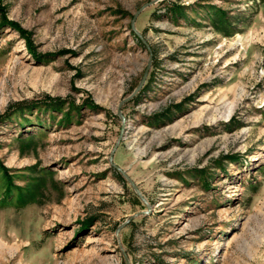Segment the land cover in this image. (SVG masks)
<instances>
[{"label":"rangeland","instance_id":"1","mask_svg":"<svg viewBox=\"0 0 264 264\" xmlns=\"http://www.w3.org/2000/svg\"><path fill=\"white\" fill-rule=\"evenodd\" d=\"M152 1L0 0V264H264V0Z\"/></svg>","mask_w":264,"mask_h":264},{"label":"water","instance_id":"2","mask_svg":"<svg viewBox=\"0 0 264 264\" xmlns=\"http://www.w3.org/2000/svg\"><path fill=\"white\" fill-rule=\"evenodd\" d=\"M155 1H157V0H153V1L150 2L149 4H151V3L155 2ZM146 6H147V5L143 6L142 8H144V7H146ZM142 8H140V9H142ZM133 18H134V17H133ZM133 18H132L131 23H130V28H131L132 31H134V30H133V27H132ZM136 35H137V34H136ZM145 47H146V46H145ZM149 64H150V55H149V58H148V61H147L146 67H145V69H144V71H143V73H142V76H141V78H140V80H139L137 86L135 87V89L132 91V93H131L128 97H126L125 99H123L122 101H120V102L118 103V105H117V108H116V112H115V113H116L117 117L119 118L121 124H120V129H119V133H118V136H117V139H116L115 145H114V147L112 148V151H111V153H110V155H109V157H108V163H109L110 167H112L116 172H118V173H119V174L125 179V181L128 183V185H129V186L131 187V189L133 190V192H134V194L136 195V197H137L142 203H144L145 205H146V203H145L143 197L141 196V194L139 193L138 189H137L136 186L133 184V182H132V181H131V180L125 175V173H124L123 171H121L118 167H116L115 165H113V163L111 162V155H112V152H113L114 148H115L116 145L119 143V141H120V139H121L122 132H123V117H122V115H121V113H120V106H121L123 103L127 102L128 100H130V99H131L133 96H135L136 93L140 90V88H141V86H142V84H143V82H144V80H145V77H146V75H147V71H148V68H149ZM139 214H144V212L137 213V214H135V215H139ZM135 215H133V216H135ZM133 216H129L128 218H126V219L124 220V222H123L121 225L117 226L116 230L119 229L121 226H124L126 223H128V222L133 218Z\"/></svg>","mask_w":264,"mask_h":264},{"label":"trees","instance_id":"3","mask_svg":"<svg viewBox=\"0 0 264 264\" xmlns=\"http://www.w3.org/2000/svg\"><path fill=\"white\" fill-rule=\"evenodd\" d=\"M13 27L15 28V30L18 32V33H22V31L20 29H18L17 27H15V25L11 22H8L5 20V17H4V14H3V9L0 7V29H4V28H8V27ZM49 101L48 103H46V101H43L42 103H40V105L37 107H42V108H46L48 107L49 110H53V111H58L59 109V106L62 104V100L60 99H53V100H47ZM36 103H32V104H29L27 105L26 107H28L26 109V115L28 116H31L32 115V111H34V109L36 108ZM22 110V109H20ZM43 110V109H42ZM29 112V113H28ZM2 119V116H0V120ZM1 122V121H0Z\"/></svg>","mask_w":264,"mask_h":264},{"label":"bare ground","instance_id":"4","mask_svg":"<svg viewBox=\"0 0 264 264\" xmlns=\"http://www.w3.org/2000/svg\"><path fill=\"white\" fill-rule=\"evenodd\" d=\"M9 249V247L6 249V250H8ZM10 250V249H9Z\"/></svg>","mask_w":264,"mask_h":264}]
</instances>
